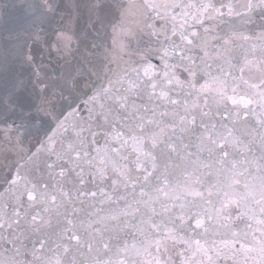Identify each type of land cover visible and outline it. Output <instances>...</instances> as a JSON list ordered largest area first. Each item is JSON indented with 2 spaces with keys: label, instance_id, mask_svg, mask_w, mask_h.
I'll return each instance as SVG.
<instances>
[{
  "label": "snow or ice",
  "instance_id": "6c2138e0",
  "mask_svg": "<svg viewBox=\"0 0 264 264\" xmlns=\"http://www.w3.org/2000/svg\"><path fill=\"white\" fill-rule=\"evenodd\" d=\"M0 264H264V0H0Z\"/></svg>",
  "mask_w": 264,
  "mask_h": 264
}]
</instances>
